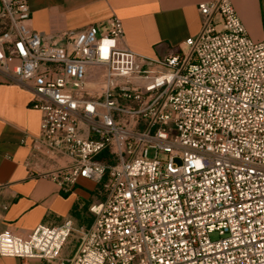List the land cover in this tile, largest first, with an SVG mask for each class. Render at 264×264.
Here are the masks:
<instances>
[{"label":"built area","instance_id":"1","mask_svg":"<svg viewBox=\"0 0 264 264\" xmlns=\"http://www.w3.org/2000/svg\"><path fill=\"white\" fill-rule=\"evenodd\" d=\"M199 11L188 49L154 59L128 48L116 17L59 45L33 29L28 0H0L3 82L30 91L42 113L37 156L69 160L32 178L65 192L88 180L103 194L89 228L67 219L1 233L0 258L264 264V40L249 37L229 0Z\"/></svg>","mask_w":264,"mask_h":264},{"label":"crops","instance_id":"2","mask_svg":"<svg viewBox=\"0 0 264 264\" xmlns=\"http://www.w3.org/2000/svg\"><path fill=\"white\" fill-rule=\"evenodd\" d=\"M217 0H28L33 29L62 45L68 32L92 24L121 20L128 48L142 56L163 59L186 51L202 29L199 5ZM255 42L264 40V0H229ZM2 28L0 29V31ZM0 234L28 236L39 226H58L71 219L89 228V208L102 201L99 186L79 180L70 192L45 178H32L61 164L41 159L33 151L42 113L32 108L27 89L3 82L0 74ZM0 264H23L0 258ZM29 264H43L32 260Z\"/></svg>","mask_w":264,"mask_h":264},{"label":"rangeland","instance_id":"3","mask_svg":"<svg viewBox=\"0 0 264 264\" xmlns=\"http://www.w3.org/2000/svg\"><path fill=\"white\" fill-rule=\"evenodd\" d=\"M3 26V22H0V29ZM89 78H92L89 76ZM103 199V198H102ZM210 238L212 241H218L221 239V237L219 236L218 233H213L212 235H210ZM76 237L75 236H70L69 239L67 240L63 251H62V255L65 257H72L76 248H77V242H76Z\"/></svg>","mask_w":264,"mask_h":264}]
</instances>
